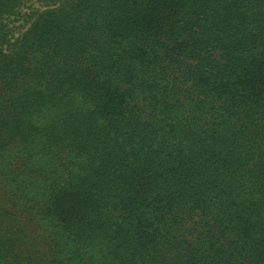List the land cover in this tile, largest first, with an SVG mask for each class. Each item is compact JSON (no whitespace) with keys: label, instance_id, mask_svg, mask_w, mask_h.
<instances>
[{"label":"trees","instance_id":"obj_1","mask_svg":"<svg viewBox=\"0 0 264 264\" xmlns=\"http://www.w3.org/2000/svg\"><path fill=\"white\" fill-rule=\"evenodd\" d=\"M30 2L0 0V264H264V0Z\"/></svg>","mask_w":264,"mask_h":264},{"label":"rangeland","instance_id":"obj_2","mask_svg":"<svg viewBox=\"0 0 264 264\" xmlns=\"http://www.w3.org/2000/svg\"><path fill=\"white\" fill-rule=\"evenodd\" d=\"M34 9H36L37 11L43 9L42 6H41L40 0H31L30 3L26 4L25 7H23L22 12L23 13H25V12L30 13V12H33V11L36 12V10H34ZM19 23L20 22H18L17 24H19ZM21 31L22 30H18L16 35L18 36L19 34H21L22 33Z\"/></svg>","mask_w":264,"mask_h":264}]
</instances>
